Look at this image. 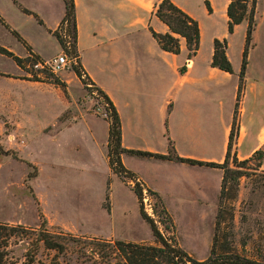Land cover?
<instances>
[{
  "label": "crops",
  "instance_id": "crops-1",
  "mask_svg": "<svg viewBox=\"0 0 264 264\" xmlns=\"http://www.w3.org/2000/svg\"><path fill=\"white\" fill-rule=\"evenodd\" d=\"M171 1L199 22L200 46L191 58H188L183 38H180V52L175 54L163 50L152 36L150 28L158 33L169 32L168 26L155 15L160 0H74L78 61L89 79L113 102L120 118L122 147L166 153L170 140L180 156L221 162L236 113L234 151L239 159L246 158L256 149L264 147V57H256V53L250 55L243 90L234 112L245 38L243 23L236 25L233 33L229 34L226 14L228 0H221L219 6L210 0L212 12L205 8L204 14L212 24L219 15L224 31L212 34L210 44L205 49L201 18L187 0ZM64 13V0H0V18L8 25L0 20V46L21 58L29 55L26 47L13 35L11 30H15L41 60L53 58L62 50L53 31ZM240 26L242 42L238 57L233 58L230 52L231 36ZM215 37L227 38L226 53L233 73L211 66L212 41ZM3 57L8 56L0 53V58ZM183 65L185 71L180 72ZM15 67L17 71L11 74L22 75V68L17 64ZM88 116L107 121L105 158L108 164L109 123L105 117L84 113L76 121L63 123L55 130L58 132L79 119L86 120ZM89 131L92 129L89 128ZM121 161L146 190L157 192L161 198L167 192L177 193L180 179L184 181L186 191L190 190L188 197L200 196L204 183L197 180L199 175L216 169L127 153L121 154ZM260 170H264V159ZM216 172L220 185L221 170L216 169ZM126 186L137 203L133 190ZM39 200L40 204H47V197L43 200L39 197ZM110 207L114 205L110 203ZM136 208L141 217L138 203ZM44 213L50 222L83 234L154 243L152 238L136 241L122 237L115 232V227H110L106 233L84 230L82 221L75 224L59 219L57 213L60 214V207H57L56 214L46 210ZM207 245L209 249L208 242ZM186 249L196 256L191 249ZM196 258L202 259L204 256Z\"/></svg>",
  "mask_w": 264,
  "mask_h": 264
},
{
  "label": "rangeland",
  "instance_id": "rangeland-1",
  "mask_svg": "<svg viewBox=\"0 0 264 264\" xmlns=\"http://www.w3.org/2000/svg\"><path fill=\"white\" fill-rule=\"evenodd\" d=\"M220 1L214 0L217 6ZM187 2L202 20L203 48L206 49L210 36L224 31L223 22L219 15L213 24L206 18L203 0ZM242 23L246 31L247 20ZM241 35L242 26L231 36L233 58L238 57ZM253 53L256 57H264V0L255 2L247 63ZM32 63L24 62L22 75H16L11 74L17 71L15 62L9 57L0 58V221L20 224L24 228L22 239L12 246L14 257L22 259L40 223L41 211L47 229L64 237L65 250L57 254L41 247L37 259L49 264L56 255L59 264H103L89 251L92 245L87 237L92 235L49 221L44 210L56 214L57 207H60L59 219L75 224L82 221L84 230L106 233L110 227H115V232L122 237L155 241L149 225L138 214L136 206L138 203L140 209V203L138 200L136 203L126 186L133 188L130 178L116 176L109 170L105 158L107 121L88 116L58 132L55 130L63 123L76 121L84 113L105 117L107 112L102 98L94 87L84 85L73 69L43 72L35 69ZM46 76L57 78L61 84L32 80ZM209 170L197 179L204 183L200 196L188 197L190 190L186 191L181 179L177 193L167 192L160 201L152 195L153 218L159 231L175 239L188 253L186 248L191 249L196 256L189 254L199 258L209 253L207 242L210 248L218 208V172ZM28 173L36 175L27 178ZM260 173L240 179L233 207L226 208L222 225H227L231 216L232 227L225 229L227 234L232 232L235 248L248 258L264 262V172ZM106 193L108 201H105ZM39 197L42 200L47 197V204H40ZM104 202L114 207L108 210Z\"/></svg>",
  "mask_w": 264,
  "mask_h": 264
},
{
  "label": "trees",
  "instance_id": "trees-1",
  "mask_svg": "<svg viewBox=\"0 0 264 264\" xmlns=\"http://www.w3.org/2000/svg\"><path fill=\"white\" fill-rule=\"evenodd\" d=\"M204 6L209 13L212 12L210 0H203ZM256 0H228L226 14L228 16L227 32L233 33L236 25L244 20H247V27L245 31V45L242 49L241 66L238 73V90L236 94L235 111L240 99L241 92L244 85L245 68L247 65L248 44L251 39L253 30V16ZM65 13L62 17L58 27L53 31V34L58 39L62 49L66 50L68 47L70 52L77 56V63L74 66L76 76L84 85L92 86L102 98L105 104V118L108 120V138H107V158L110 170L119 177L131 178L134 173L128 170L121 161V154L127 153L145 158L171 160L190 165L206 166L221 170V179L218 193V208L215 215L213 234L209 253L206 257L198 259L184 250L175 239L164 236L155 224L153 217L148 215L141 207L142 189L139 183L132 188L138 202L140 203L141 217L148 223L153 237L154 243L146 241L134 242L121 239H104L95 236H88L91 242L90 253L93 257H97L103 264H264V262L248 258L242 255L234 246L233 234L230 231L226 233V229L232 227V217L229 216L227 225H222L226 218V208L233 207V201L236 192L239 188L240 179L251 177L259 172L262 160L264 159V147L256 149L250 156L239 159L234 151V138L237 135V117L236 113L233 115L231 130L227 142V148L224 158L221 162L217 161H203L190 157H184L177 154L172 142L168 141V149L166 153H157L145 151L140 149H128L121 145V123L118 112L109 98V96L98 86H96L87 76L84 69L78 61V52L76 48V19H75V3L74 0H64ZM28 12V10L25 9ZM155 15L164 22L169 32L158 33L152 28L150 31L152 36L157 41L158 45L165 51L178 54L180 52V38L185 40L188 49V58L194 56L200 46L201 33L200 25L196 18L189 15L181 7L177 6L171 0H160L156 5ZM36 16V15H35ZM37 17V16H36ZM0 20L8 27V25ZM40 22V20H39ZM64 22H67L65 31L70 39H63L58 28L64 29ZM12 33L24 44L29 55L21 58L14 54L9 49L0 46V53L10 57L19 67L24 68V62L39 60V56L31 51L28 43L15 31ZM67 41L69 44L67 45ZM213 54L211 59V66L216 67L225 72L233 73L232 64L227 56L226 49L228 47L227 38H214L212 41ZM49 69H43V72ZM185 71V65L180 67V72ZM53 73V72H51ZM2 74V73H0ZM4 75V74H3ZM34 78V76H33ZM43 80L60 85L61 82L57 78L32 79ZM12 156L16 158V154L11 152ZM30 166L31 163L28 162ZM260 173V174H262ZM35 173H28L27 178L34 177ZM142 184V183H140ZM150 195L156 197L158 201L161 200L160 195L147 189ZM33 198L37 201L36 196L32 193ZM109 195L105 194V201H108ZM104 207L110 210L108 203L104 202ZM162 210L166 215L167 211L162 206ZM231 214V213H229ZM168 219L170 217L168 216ZM40 223L36 230L34 237L28 241V245L22 254V259L14 257L12 246L16 245L23 236L24 228L20 224H11L9 222L0 221V264H46L36 255L41 247L46 250H54L57 254L64 252V237L59 234L49 231L47 229V221L44 214L39 211ZM65 235L71 236L70 233ZM59 264L57 256L52 257V263Z\"/></svg>",
  "mask_w": 264,
  "mask_h": 264
},
{
  "label": "built area",
  "instance_id": "built-area-1",
  "mask_svg": "<svg viewBox=\"0 0 264 264\" xmlns=\"http://www.w3.org/2000/svg\"><path fill=\"white\" fill-rule=\"evenodd\" d=\"M67 22H64L63 26L64 29L58 28L60 36L65 39L69 40L70 37L65 31V26ZM67 45L69 44V41L66 42ZM77 63V56L72 54L70 52L69 47L64 50L62 49L57 55H55L51 59L47 60H35L33 61L32 65L35 69L43 70V69H49L53 73H58L65 69H74V66ZM139 183L142 189V201H143V210L153 217V199L152 195L149 194V192L145 189V187L140 184L141 182L137 177H131L129 180V184L134 187L136 184Z\"/></svg>",
  "mask_w": 264,
  "mask_h": 264
}]
</instances>
